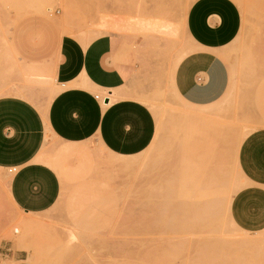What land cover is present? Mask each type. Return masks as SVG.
Here are the masks:
<instances>
[{
  "label": "rangeland",
  "instance_id": "obj_1",
  "mask_svg": "<svg viewBox=\"0 0 264 264\" xmlns=\"http://www.w3.org/2000/svg\"><path fill=\"white\" fill-rule=\"evenodd\" d=\"M14 1L0 0V78L4 70L11 76L3 57L8 31L25 17L47 16L58 22L60 34L83 41L118 34L138 48L143 80L136 94L151 107L158 130L147 150L130 157L95 140L70 143L47 135L40 155L59 162L52 167L61 191L55 205L40 213L13 204L12 173L0 168V251L33 264H241L243 257L217 259V252L221 246L231 250L226 245L239 238L264 236V230L239 228L230 213L243 185L234 144L264 127V0H246V8L236 1L243 23L224 48L231 77L224 96L209 106L188 107L174 91L172 70L192 47L185 7L195 0H42L48 10L18 20ZM150 19L158 21L157 30L145 24ZM129 26L136 31L123 30ZM8 79L4 93L15 88ZM29 217L41 222L31 230L34 239L22 224ZM195 254L203 258L196 262Z\"/></svg>",
  "mask_w": 264,
  "mask_h": 264
},
{
  "label": "crops",
  "instance_id": "obj_2",
  "mask_svg": "<svg viewBox=\"0 0 264 264\" xmlns=\"http://www.w3.org/2000/svg\"><path fill=\"white\" fill-rule=\"evenodd\" d=\"M236 1L243 7L239 0H195L189 7L185 26L192 47L172 70L174 91L186 107L209 106L228 90L224 48L243 23ZM11 27L3 55L11 76L4 70L0 78V168L12 173L13 204L40 213L55 205L61 191L52 167L59 162L40 155L47 135L70 143L95 140L130 157L154 143L158 126L151 107L136 94L143 64L132 41L104 34L85 42L60 34L58 22L47 16L31 15ZM10 78L15 88L4 93ZM235 156L243 185L232 199L231 217L245 231L264 230V127L243 133ZM0 264L33 263L1 251Z\"/></svg>",
  "mask_w": 264,
  "mask_h": 264
},
{
  "label": "bare ground",
  "instance_id": "obj_3",
  "mask_svg": "<svg viewBox=\"0 0 264 264\" xmlns=\"http://www.w3.org/2000/svg\"><path fill=\"white\" fill-rule=\"evenodd\" d=\"M240 1V3H242L243 4V8H246L247 6H245L244 5V0H239ZM71 4V3H70ZM14 7H15V9L17 10V14H18V18L19 17H21L22 15H24V14H27V13H30V12H43V11H46V10H48L49 9V6H47L46 5V3L44 2V1H42V0H16V1H14ZM190 7V6H189ZM189 7H185V15H187V12H188V10H189ZM154 8V7H153ZM69 9H72V8H69ZM248 9V8H247ZM246 9V10H247ZM245 10V9H244ZM245 10V11H246ZM244 11V12H245ZM151 12V11H150ZM145 13V12H144ZM145 16V15H144ZM153 16V15H152ZM148 17V16H147ZM146 18V17H145ZM157 18V17H156ZM17 19V18H16ZM185 19H186V17H185ZM156 20V19H155ZM147 21H149V20H147ZM156 22H158V21H151V19H150V21L148 22V23H146L145 22V24H147V26L148 27H150L149 29H151V28H153L154 30H157L158 28H157V24H156ZM141 27V26H140ZM145 29V28H144ZM153 29H151V30H153ZM123 30L124 31H130L131 30V32L132 31H136V28H134L133 26H129V27H124L123 28ZM85 42H87V41H85ZM89 42V41H88ZM241 139H242V137L240 138V139H238V141L237 142H235V144H234V150H235V152H234V154H236V152H237V149H238V146H239V144H240V141H241ZM130 162V161H129ZM128 161H126V162H122V166H124V165H127L128 163H129ZM30 218V217H29ZM161 220V219H160ZM171 220V219H170ZM168 223L169 222H171V221H167ZM167 223V224H168ZM22 224H23V226L24 227H26V229H27V231L28 230H30L29 232L31 233V230H32V233H33V230H35V232H36V230H37V228L41 225V222H40V220H38V219H36V218H30V219H28V218H25V220H23L22 221ZM164 224V223H163ZM166 224V223H165ZM164 224V225H165ZM172 224H174V223H172ZM178 225V224H177ZM176 226V225H175ZM179 226V225H178ZM177 226V227H178ZM173 226L171 225V227L170 228H172ZM170 228H169V230H170ZM178 228H180V227H178ZM44 229V228H43ZM168 229V228H167ZM175 230H172V232L174 231H178V230H176V228H174ZM45 230V229H44ZM38 231V230H37ZM171 231V230H170ZM29 232H28V234H29ZM31 233V234H32ZM176 233V232H175ZM36 234V233H35ZM35 234H32V236L34 235L35 236ZM37 234H39V232L37 233ZM71 234V233H70ZM22 235V234H21ZM27 236V235H26ZM32 236H29V237H32ZM32 237L33 239L34 238H36V236L35 237ZM39 236V235H38ZM37 236V237H38ZM72 236H73V234H72ZM23 238H25V237H23ZM76 238V237H75ZM260 238V237H259ZM259 238H250V237H244V238H239V239H237V240H235V242L234 243H232V244H230V245H226V248H229V249H231V250H228V251H224V246H221L220 244H218L219 243V241H218V243H216L217 244V246H221L220 248L222 249V251H221V249L219 248V251L220 252H217V253H219L218 255L219 256H217V259H218V257H220V256H222V255H224V256H228V255H236V257H239V258H241V257H243V259H242V262H244V264H264V247L262 246V244H263V242H264V236H262V238L261 239H259ZM220 240V239H219ZM263 240V241H262ZM21 241V240H20ZM33 241V240H32ZM262 243H261V242ZM72 242H73V240H72ZM78 242V241H77ZM74 243V242H73ZM81 243V242H80ZM180 243H181V241H180ZM179 243V244H180ZM185 242L183 241V244L182 245H186L187 244V242H186V244H184ZM192 243V242H191ZM216 244H214V245H216ZM213 245V246H214ZM186 246H188V245H186ZM196 246H197V244H196ZM37 247V246H36ZM201 247V246H200ZM204 247V246H203ZM224 247V248H223ZM185 248V247H184ZM187 248V247H186ZM205 248V247H204ZM204 248H202V249H204ZM218 248V247H217ZM200 250V249H199ZM227 250V249H226ZM201 251V250H200ZM212 251H213V248H212ZM214 251H217V250H214ZM232 251V252H231ZM223 252H224V254H223ZM175 253H176V250H175ZM217 253H214V255H216ZM171 254H174V253H171ZM201 254V253H200ZM200 254H198V255H200ZM206 255H207V253H206ZM205 254H204V257H207ZM211 255V254H210ZM213 255V254H212ZM235 255L234 256H232L231 258H233V259H236V257H235ZM172 256V255H171ZM226 256V257H227ZM208 257H211V256H208ZM213 257V256H212ZM211 257V258H212ZM229 257L230 256H228V258L227 259H229ZM198 258L200 259V258H203L202 257V255H200V256H197L196 257V254H195V260H196V262L198 261ZM215 257H213L212 258V260L214 259ZM238 258V259H239ZM205 259V258H204ZM222 259V258H221ZM232 259V260H233ZM202 260V259H201ZM206 260V259H205ZM211 260V259H210ZM214 260H216V259H214ZM230 261V260H229ZM213 262V261H212ZM224 262H225V259H224ZM241 262V264H243ZM220 263H222V262H220ZM229 263V262H228ZM231 263V262H230ZM229 263V264H230ZM195 264V263H194ZM217 264H219V263H217ZM225 264H227L226 262H225ZM232 264V263H231ZM235 264V263H234ZM240 264V263H239Z\"/></svg>",
  "mask_w": 264,
  "mask_h": 264
},
{
  "label": "built area",
  "instance_id": "obj_4",
  "mask_svg": "<svg viewBox=\"0 0 264 264\" xmlns=\"http://www.w3.org/2000/svg\"><path fill=\"white\" fill-rule=\"evenodd\" d=\"M0 257H1V251H0Z\"/></svg>",
  "mask_w": 264,
  "mask_h": 264
}]
</instances>
